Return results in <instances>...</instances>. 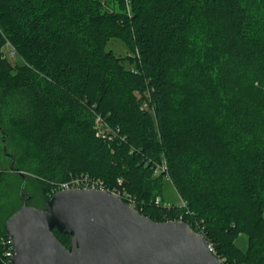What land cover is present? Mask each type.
Instances as JSON below:
<instances>
[{
	"label": "trees",
	"instance_id": "1",
	"mask_svg": "<svg viewBox=\"0 0 264 264\" xmlns=\"http://www.w3.org/2000/svg\"><path fill=\"white\" fill-rule=\"evenodd\" d=\"M112 1L0 0V123L13 170L33 177L19 198L25 181L45 204L89 175L154 221L187 222L224 264H264V0Z\"/></svg>",
	"mask_w": 264,
	"mask_h": 264
},
{
	"label": "water",
	"instance_id": "2",
	"mask_svg": "<svg viewBox=\"0 0 264 264\" xmlns=\"http://www.w3.org/2000/svg\"><path fill=\"white\" fill-rule=\"evenodd\" d=\"M25 187L5 225L13 264H224L187 222L154 221L110 192L63 189L37 208ZM55 229L72 237L69 248Z\"/></svg>",
	"mask_w": 264,
	"mask_h": 264
},
{
	"label": "rangeland",
	"instance_id": "3",
	"mask_svg": "<svg viewBox=\"0 0 264 264\" xmlns=\"http://www.w3.org/2000/svg\"><path fill=\"white\" fill-rule=\"evenodd\" d=\"M107 2H110L113 5L112 0H107ZM114 7L117 8V5L114 4ZM108 49H112L115 54L119 56H127L130 53L129 49L122 41L115 39L108 43ZM5 52L11 63L14 65L20 64V60L15 54L14 49H12L10 46H7L5 48ZM5 132L4 130L2 131V124L0 123V169L6 172L5 181L1 190V209L4 212L2 216L3 219L10 215L14 210L18 211L22 207L21 205H23L22 199L19 198L22 177H29L30 180H33L31 175H28L22 171L19 172L13 170L12 165L15 166V158L14 161H12L11 156L14 154L16 141L13 139L14 137L8 138ZM5 147L7 148L8 154L5 153ZM35 191L36 195H38V190ZM162 193V197L167 205L181 206L183 204L181 197L168 177L164 178ZM30 205L37 208H43L44 202L40 198H36L31 201ZM236 243L243 250L248 248V238L246 236L239 237Z\"/></svg>",
	"mask_w": 264,
	"mask_h": 264
},
{
	"label": "built area",
	"instance_id": "4",
	"mask_svg": "<svg viewBox=\"0 0 264 264\" xmlns=\"http://www.w3.org/2000/svg\"><path fill=\"white\" fill-rule=\"evenodd\" d=\"M167 171H168L167 165L163 164L156 169L155 174L159 175V174H161L163 172H167ZM63 189H96V190L107 191V192H110V193L122 198L126 203H128L134 207L137 205V199L134 198L133 196H131L129 194H124L123 195L125 198L124 199L122 197V193L119 190L110 191L102 180L92 178L89 175H83L81 177L75 178L71 182L64 183L61 186V190H63ZM160 201H161L160 198H158L156 203L160 204ZM8 243L10 244L11 249L6 253V255H7V257L10 258L11 264H13L12 261H13V257H14V250H13V246H12V243L10 240ZM209 246H210L211 251L214 253L213 246L210 243H209Z\"/></svg>",
	"mask_w": 264,
	"mask_h": 264
}]
</instances>
